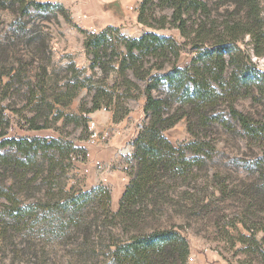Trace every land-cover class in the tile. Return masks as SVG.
Segmentation results:
<instances>
[{"label":"rangeland","instance_id":"374dc122","mask_svg":"<svg viewBox=\"0 0 264 264\" xmlns=\"http://www.w3.org/2000/svg\"><path fill=\"white\" fill-rule=\"evenodd\" d=\"M2 1L8 8L0 7V141L57 137L79 150L72 154L75 159L55 162L50 174L46 168L38 178L31 172L21 181L15 166L9 165L19 158L18 153L10 146L0 148V155L8 162L0 164V215L9 222L2 226L8 232L0 241V264H104L103 253L98 249L110 243L111 232L117 233V226L111 219L98 217L96 209L86 210V220L80 228L75 222L69 225L58 208L73 192L79 195L102 185L111 193L110 210H118L119 206L112 201L114 186L110 177L124 182L126 187L130 181L133 143L146 121L144 88L150 75L140 80L128 72L130 79L140 85L141 93L136 99L123 101V108L129 111L118 120L114 119L113 107L81 112L82 106L92 104L93 90L88 82L71 103L56 102V94L68 84L91 77L93 83L103 82L111 87L119 80L117 73L90 68L91 60L84 47L89 31L73 22L63 3L37 0L62 4L65 12L34 7L26 12L18 4L15 12L9 5L12 0ZM156 13L158 17L170 15L171 9L167 5L157 6ZM141 29L139 36L130 37L155 31L184 42L176 28L154 29L143 24ZM188 51L186 46L180 56L181 65L190 61ZM148 59L146 70L155 61ZM253 59L264 70V57ZM169 67L168 64L161 72ZM151 73L157 70L152 68ZM237 108L253 116L264 115V105L250 99H240ZM218 112L230 127L215 124L205 133L196 130L195 124L184 117L164 131L177 147L193 142L197 138L193 131H197L200 139L210 142L212 148L203 154L188 151V157L200 159L199 164L188 177H180L171 187L174 193L170 194L179 206L170 208L163 220L182 227L191 246L188 264H264V143L249 138L226 104ZM71 115L86 120H69L67 116ZM90 121L97 123L99 138L95 143L91 141ZM106 148L112 153L101 158L98 154ZM3 193L15 197V204L29 206L31 218L22 224L15 223L9 216L14 205ZM64 229L68 235L60 237Z\"/></svg>","mask_w":264,"mask_h":264},{"label":"trees","instance_id":"16d2710c","mask_svg":"<svg viewBox=\"0 0 264 264\" xmlns=\"http://www.w3.org/2000/svg\"><path fill=\"white\" fill-rule=\"evenodd\" d=\"M17 4L26 12L31 7L65 12L62 4L12 0L9 5L15 12ZM162 5L171 9L170 15L157 16L156 7ZM0 7L8 8L2 0ZM138 20L154 29L176 28L184 42L155 31L130 37L112 25L97 33L86 32L84 47L91 60L90 68H99L103 73L114 70L119 80L111 87L103 82L93 83L91 77L77 80L66 85L55 98L67 105L88 82L93 90L92 104L82 106L81 112L113 107L114 119L118 120L129 111L123 108V101L136 99L141 93L140 85L130 79L128 72L140 80L150 75L144 88L146 121L133 143L134 165L119 208L114 213L110 210L111 193L100 185L79 195L73 192L58 209L65 214L66 223L75 222L79 228L85 223L88 209H96L98 217L112 220L118 232L110 231V243L96 248L103 253L104 264H188L191 246L187 236L180 225L163 218L170 208L179 206L170 194L174 193L171 187L180 177H188L199 164L200 159L188 157V151L203 154L212 145L193 131L197 138L177 147L164 131L184 117L195 124L196 130L205 133L215 124L230 127L218 112L226 104L249 138L264 143V115L253 116L237 108L240 99L264 105V70L253 59L264 57V0H143ZM186 46L191 58L181 65L180 56ZM148 58L155 61L146 70ZM168 64L169 69L161 72ZM152 68L157 73L152 75ZM67 118L86 120L74 115ZM6 146L18 153L19 158L9 165L15 166L21 181L31 172L38 178L46 168L50 174L55 162H65L79 150L57 137L41 136L2 139L0 148ZM4 158L0 155L1 165L8 164ZM3 195L14 205L9 216L15 223L22 224L31 218L29 206H19L14 203L15 197ZM7 220L0 215V241L7 237L8 229L2 227L9 223ZM87 229L91 232L92 227ZM66 235L67 229L62 230L60 237Z\"/></svg>","mask_w":264,"mask_h":264},{"label":"crops","instance_id":"0c3cea01","mask_svg":"<svg viewBox=\"0 0 264 264\" xmlns=\"http://www.w3.org/2000/svg\"><path fill=\"white\" fill-rule=\"evenodd\" d=\"M71 12L73 22L88 31H101L107 26L120 27L127 36H139L143 24L138 20L139 8L143 0H58ZM140 28V29H139ZM98 112L97 116L101 117ZM110 118L113 116L108 115ZM110 148L99 152L103 158L111 154ZM97 152V151H94ZM105 159V158H104ZM113 184L112 201L119 206V201L125 192V184L110 177Z\"/></svg>","mask_w":264,"mask_h":264},{"label":"built area","instance_id":"2783aa9c","mask_svg":"<svg viewBox=\"0 0 264 264\" xmlns=\"http://www.w3.org/2000/svg\"><path fill=\"white\" fill-rule=\"evenodd\" d=\"M91 32L96 33L95 30H92ZM88 125L91 131V141L95 143L99 138V132L97 131V123L94 121H90ZM87 155L89 156V153H87ZM71 157L72 159H75L74 155H71ZM97 164L100 167H103V165H101L100 162H98Z\"/></svg>","mask_w":264,"mask_h":264}]
</instances>
